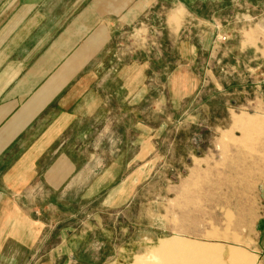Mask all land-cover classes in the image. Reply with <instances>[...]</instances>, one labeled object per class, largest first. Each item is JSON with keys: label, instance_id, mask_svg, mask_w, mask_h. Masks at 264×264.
I'll use <instances>...</instances> for the list:
<instances>
[{"label": "rangeland", "instance_id": "rangeland-1", "mask_svg": "<svg viewBox=\"0 0 264 264\" xmlns=\"http://www.w3.org/2000/svg\"><path fill=\"white\" fill-rule=\"evenodd\" d=\"M178 3L210 20L189 15L181 39L201 40L215 25L217 53L185 57L169 37L165 19L179 23ZM137 12L108 20L110 39L89 76L105 78L107 93L114 77H145L148 100H122L116 115L107 103L105 137L90 139L88 182L47 198L57 208L44 213L55 224L42 251L55 264L70 248L81 264H253L233 245L249 250L263 236L264 0H138ZM186 64L200 81L183 97L169 76Z\"/></svg>", "mask_w": 264, "mask_h": 264}, {"label": "crops", "instance_id": "crops-1", "mask_svg": "<svg viewBox=\"0 0 264 264\" xmlns=\"http://www.w3.org/2000/svg\"><path fill=\"white\" fill-rule=\"evenodd\" d=\"M179 5L171 9L181 10L179 23L165 19L169 37L185 57L205 47L217 53L215 25L201 40L196 33L181 39V21L191 14ZM137 11L138 0H0V264H55L57 255L42 251L55 224L44 213L57 208L47 198L66 196L88 182L87 166L95 160L90 139H104L107 114L122 111L118 102L148 100L145 77H114L115 88L107 93L105 78L89 76L90 63L110 39L108 20L122 13L135 18ZM191 68L178 65L169 76L183 97L199 86ZM120 194L109 192L113 198ZM27 197H37L39 204H25ZM256 224L263 234L257 247H233L252 255L253 264H264V210ZM72 251L64 264H81Z\"/></svg>", "mask_w": 264, "mask_h": 264}, {"label": "built area", "instance_id": "built-area-1", "mask_svg": "<svg viewBox=\"0 0 264 264\" xmlns=\"http://www.w3.org/2000/svg\"><path fill=\"white\" fill-rule=\"evenodd\" d=\"M222 39H225V37H222Z\"/></svg>", "mask_w": 264, "mask_h": 264}]
</instances>
